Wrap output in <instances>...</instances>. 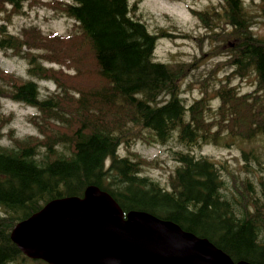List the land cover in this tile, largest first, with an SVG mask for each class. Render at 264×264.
<instances>
[{
  "label": "trees",
  "instance_id": "trees-1",
  "mask_svg": "<svg viewBox=\"0 0 264 264\" xmlns=\"http://www.w3.org/2000/svg\"><path fill=\"white\" fill-rule=\"evenodd\" d=\"M262 2L254 16L244 0L191 10L210 30L208 38L218 42L206 55L224 50L216 67L231 69L215 90L219 104L213 113L206 86L201 98L186 105L181 87L193 65L155 59L157 42L175 37L150 32L132 14L129 0H0V51L26 63L24 78L0 67V97L38 112L28 119L36 137L18 138L11 130L9 145L0 143V264H46L21 253L10 238L12 229L47 203L82 197L91 186L110 195L124 213L174 223L233 262L264 264V176L242 178L254 168L264 173L263 154L241 148L242 176L224 161L193 153L264 139V39L251 30L256 17L264 23ZM24 6L63 14L77 34L48 35L32 25L10 33L11 17ZM55 64L58 69L47 66ZM65 66L74 69L64 71ZM250 74L253 90L240 94L230 86L232 77L242 81ZM39 82L53 83L55 90L42 95ZM210 113L216 117L207 119ZM12 120V114H0V140ZM143 131L161 146L176 143L169 148L176 167L165 184L145 174L158 166L156 160L135 151L118 154Z\"/></svg>",
  "mask_w": 264,
  "mask_h": 264
},
{
  "label": "rangeland",
  "instance_id": "rangeland-1",
  "mask_svg": "<svg viewBox=\"0 0 264 264\" xmlns=\"http://www.w3.org/2000/svg\"><path fill=\"white\" fill-rule=\"evenodd\" d=\"M46 2L49 0H41ZM220 0H129L133 15L144 22L152 33H158L164 30L175 38H161L155 47L154 57L157 61L164 63H191L190 75L182 84L181 97L185 100L187 106L191 105L194 100L201 98L203 86L207 87V96L209 105L214 113L218 107L219 101L215 96V90L222 84L226 83V78L231 74L229 68H217V63L223 60V51L218 53L212 51L209 56L206 54L213 50L218 42L208 38L210 30L206 29L193 14L191 10L205 11L211 6H217ZM262 0H244V6L250 16L259 15ZM38 26L44 34L48 35H76V24L61 13L52 12L44 7L37 6L27 9L25 6L21 14L11 17L8 24L10 33L18 35L23 27L29 28ZM253 35L258 39H264V23L259 17H256L255 23L251 28ZM219 30H215L218 32ZM181 35H188L191 38H181ZM6 53V55H5ZM5 53L0 51V67L7 73L14 76L26 77V63L23 59L13 56L10 51ZM203 54L205 56H203ZM217 54V55H215ZM58 69V65H47ZM66 67V66H65ZM64 71L72 72L74 67L65 68ZM63 71V72H64ZM215 71V72H213ZM210 76L208 83L205 79ZM42 95L48 94L55 90L53 83L39 82ZM230 86L237 89L240 94L247 93L255 87V76L250 74L246 79H230ZM36 110L21 104L11 102L10 100L0 97V114L3 116L13 115L10 125L3 130L1 145H9L7 138L8 132L13 131L14 136L24 138L27 136H37L36 129L29 122V118L37 114ZM210 113L207 119L216 117ZM141 139L135 140L131 147L121 146L118 149L120 156H126L129 152L135 151L142 158L151 161H157L158 166L146 168L145 174L151 178L157 179L165 184L167 177L174 171L176 165L172 161L169 148H176V143H169L161 146L152 141L150 133L143 131L140 134ZM245 146V147H243ZM241 148H255L261 152L264 157V139L256 140L253 143L243 145L238 142H232L228 147L204 146L201 149H195V156L203 155L212 158L215 161H224L228 170L235 175L244 176L242 172L245 163L240 155ZM254 173H247L244 177L250 176L258 179L260 174L256 168ZM28 264H34L29 262Z\"/></svg>",
  "mask_w": 264,
  "mask_h": 264
},
{
  "label": "water",
  "instance_id": "water-1",
  "mask_svg": "<svg viewBox=\"0 0 264 264\" xmlns=\"http://www.w3.org/2000/svg\"><path fill=\"white\" fill-rule=\"evenodd\" d=\"M10 238L25 256L48 264H250L150 214L130 211L124 218L93 186L82 198L49 202Z\"/></svg>",
  "mask_w": 264,
  "mask_h": 264
}]
</instances>
